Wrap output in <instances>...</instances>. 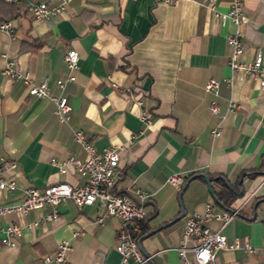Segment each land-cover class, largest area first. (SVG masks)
<instances>
[{
	"label": "crops",
	"instance_id": "0c3cea01",
	"mask_svg": "<svg viewBox=\"0 0 264 264\" xmlns=\"http://www.w3.org/2000/svg\"><path fill=\"white\" fill-rule=\"evenodd\" d=\"M29 1H15L18 12L7 18L10 33L0 29V156L13 163L5 172L16 183L10 191L0 189V204L20 200L28 186L84 182L71 164L62 171L57 163L70 155L85 157L73 134L81 129L96 147L119 149L117 190L134 198L136 187L148 190L143 220L148 230L163 224L141 240L154 264H180L176 246L189 213L206 202L214 210L225 208L211 191L221 180L242 181L243 193L229 204H240L239 213L225 224L210 219L209 227L264 243V87L228 63L226 35L236 25L215 10L226 11L231 0H68L46 18L34 17L26 9ZM241 1L238 59L248 61L257 51L264 57V0ZM8 11L0 3V16ZM69 48L79 54L74 79L66 78ZM7 60L30 81L45 80L49 95H66L68 119L57 118L52 98L30 93L23 76L3 73ZM210 77L219 80L216 93L204 88ZM212 99L218 113L209 107ZM230 99L237 105L228 110ZM141 109L149 122L140 118ZM174 171L184 178L205 171L212 178L208 184L192 176L179 198L181 186L168 180ZM181 204L183 215L171 220ZM56 208L51 219L45 218L49 203L0 214V237L5 222L21 225L15 244L0 240V264H40L61 238L70 243L66 257L72 264H119L118 216L105 213L97 201L77 205L66 198ZM215 257L217 264H264V253L241 248L217 249Z\"/></svg>",
	"mask_w": 264,
	"mask_h": 264
},
{
	"label": "built area",
	"instance_id": "2783aa9c",
	"mask_svg": "<svg viewBox=\"0 0 264 264\" xmlns=\"http://www.w3.org/2000/svg\"><path fill=\"white\" fill-rule=\"evenodd\" d=\"M17 1V0H8ZM48 1L53 0H32L26 5L36 18H46L51 14L61 12L68 0H59L55 5L49 7ZM174 2L175 0H162ZM242 1L231 0L226 11H216L215 14L221 19L230 18L236 25L234 31L226 35V41L231 46V53L228 63L232 69H242L253 77L259 87H264V57L257 51L253 58L248 61L238 59L239 53L243 49L241 40V30L239 25L242 21ZM0 29L10 33L12 22L9 19L0 21ZM68 68L67 79H74V69L78 67L79 54L75 48H69L64 55ZM3 73L11 76H23L28 80V91L37 96H49L55 102V113L61 121H66L69 117L71 105L66 95H49V87L45 80L34 83L29 80L27 72L18 71L13 65V60H7ZM59 86H62L64 79H56ZM219 80L210 77L204 84L207 91L217 92ZM237 105L236 101L230 99L227 109L231 110ZM209 107L218 113V105L214 99L209 103ZM139 116L142 120L149 122L148 114L141 109ZM223 116V114L221 115ZM217 134V126L211 129ZM74 138L85 150V157L79 158L75 155L57 162L60 170H65L66 165L71 164L81 175L85 176L84 182L71 184L68 181H52L43 187L28 186L24 189V195L20 200L0 204V214L12 211L27 212L31 208L39 207L44 203L52 205V209L45 215L46 219H51L57 215L56 205L60 200L71 198L77 205L90 204L95 201L102 204L105 213L118 216L120 218L118 226V238L115 249L119 252V264H152V254L141 250L138 243V236L141 232L140 222L146 216L144 201L148 196V190L143 187H136V198L127 191H119L115 187L117 166L119 160V149L115 145L96 147L81 129L74 130ZM55 161V158L52 157ZM13 165L12 162L0 156V189L12 190L15 180L6 174L5 169ZM168 180L176 187H180L184 181V176L174 171L168 175ZM251 194L246 193L245 199ZM240 204H233L221 210H214L209 202L204 204L201 211H192L186 216L185 223L180 234V242L176 246L180 257V264H217L215 251L217 249L241 248L248 254L264 253V243L256 245L247 238L234 236L227 237L220 229H211L207 222L210 219L220 220L221 224L228 222L233 216L239 213ZM101 219L100 217L98 218ZM2 235L0 240L5 245L16 243L18 235L21 234V225L14 221H7L1 227ZM70 247L68 239L61 238L54 251L46 253L40 264H72L66 257V251ZM96 264H110L105 260H100Z\"/></svg>",
	"mask_w": 264,
	"mask_h": 264
},
{
	"label": "trees",
	"instance_id": "16d2710c",
	"mask_svg": "<svg viewBox=\"0 0 264 264\" xmlns=\"http://www.w3.org/2000/svg\"><path fill=\"white\" fill-rule=\"evenodd\" d=\"M0 3L6 5L9 9L7 16H0V21L7 19L12 14H16L18 12V7L16 6L15 1L8 0H0ZM245 173V172H244ZM251 174L255 173V171L250 172ZM191 174V173H190ZM189 177V174L186 178ZM184 178V179H186ZM242 181L240 180L237 184L231 185L225 180H221L220 186L217 189H214L211 185V191L214 195V198L220 202L224 207H228L230 202L238 195L243 193ZM141 232L140 234L146 232L148 230V225L145 223V220L140 222Z\"/></svg>",
	"mask_w": 264,
	"mask_h": 264
},
{
	"label": "water",
	"instance_id": "95a60500",
	"mask_svg": "<svg viewBox=\"0 0 264 264\" xmlns=\"http://www.w3.org/2000/svg\"><path fill=\"white\" fill-rule=\"evenodd\" d=\"M194 175H201L202 177H204V179L207 181L208 184L210 183V180H211V178H212V177L209 176L208 173H206L205 171H197V172L191 174V175H190L185 181H183V183H182V185H181V187H180V190H179V198H180V195H181L183 189L186 187V185H187V183H188V180H189L192 176H194ZM183 213H184V207H183L182 204H181V205H180V211H179V213H178L177 215H175V216L173 217V219H171V220H174V219L178 218L179 216H182ZM254 216H255V215L253 214L251 217H254ZM162 225H163V224H160V225H157V226H155V227H152V228H150L148 231H146V232H144L143 234H141V235L138 236L137 240H138L139 246H140V248H141L142 251L145 252V250H144V248H143V246H142V243H141L142 238H143L144 236L148 235L149 233L154 232L156 229L160 228ZM152 264H154L153 261H152Z\"/></svg>",
	"mask_w": 264,
	"mask_h": 264
}]
</instances>
